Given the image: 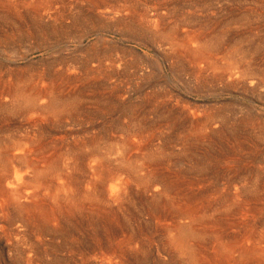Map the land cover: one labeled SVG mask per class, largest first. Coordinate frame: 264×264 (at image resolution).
Wrapping results in <instances>:
<instances>
[{"label": "rangeland", "instance_id": "obj_1", "mask_svg": "<svg viewBox=\"0 0 264 264\" xmlns=\"http://www.w3.org/2000/svg\"><path fill=\"white\" fill-rule=\"evenodd\" d=\"M22 1L25 2L19 7L18 3ZM39 1L0 0L3 3L0 4V38L2 39L0 40V43H2L0 44V80L7 82V80L10 81V78L16 79L18 77L22 80H31L32 87H34V84H37L38 87L43 83L50 87V79L54 77H64L69 81L73 79L71 83L68 81L69 85L62 86L63 88L68 86L67 89L62 88V92L69 93L70 98L68 100L74 101L78 105L81 115L77 116L78 118L75 120H64L58 130L54 131L52 129V134H55L59 139L61 138L62 144L65 145V141L71 142L76 137L86 139L95 136H104V139H111L110 137L113 136L115 139L112 140L119 143V136L123 137L119 130L120 126L128 125L131 121L134 122L137 119H143L145 124L151 128L147 133L144 132L138 141L143 146L146 143L147 146H145L149 147L148 152L150 149L152 154L155 151L159 171L161 169L160 172L170 173L171 178L177 172H186V176L191 182L202 174V176H199L201 177L200 181H195L196 185L193 186V189L197 190L198 186L205 187L207 190L209 189V194L212 192L213 197L222 196L228 190H230V194H233L236 187L239 190L238 199L240 201L244 198H251V187L256 183L255 181L260 185L259 189L261 190L264 186V83L260 80L264 76L258 75V73L255 76V73L254 75L250 73L247 77L236 74L235 77L228 78L227 74H223L220 78L221 73L219 71L206 70L208 72L203 74L205 79H199L195 74L196 69L193 68L190 61L186 62V57L181 58L182 60L179 59V62L183 60L184 62L181 63V67H178L174 63L178 60L174 57L173 59L168 57L170 50L166 45H161L158 41L154 43L151 40L142 39L137 33L128 32L129 30L125 29L126 25L123 27L124 24L118 22L120 19L126 21L127 17L131 16V11H133L132 13L139 16L135 17L138 22L139 19H141L143 25L146 22L144 25L146 29L152 27V23L149 22H152L151 20H154L157 14L162 17L163 22L159 24V28L178 24L179 29L187 32L199 27L204 29L205 32L223 29L228 34L229 40L233 39V43L236 40L235 43L239 42L238 44L244 45L243 47L248 49L247 56H251V61H257H255L257 67L259 63L264 67L262 55L264 51V0ZM95 1L96 3H94ZM8 4L11 6L6 7ZM36 7L39 8V11ZM117 11L121 13L118 14ZM83 17L91 21L84 23L82 22ZM191 17L192 19H190ZM81 19L82 21H80ZM193 19H195L194 22ZM191 24H194L195 27L190 26ZM82 26L83 28H80ZM39 27L44 29L40 30ZM60 29L63 30L60 31ZM47 34L50 35L47 36ZM45 38L46 40H44ZM174 49L180 50V48ZM98 52H101L99 57H97ZM101 54L103 57H100ZM249 57H247L248 61H250ZM98 63H101V66ZM255 64L251 67L253 70L257 68ZM202 67L201 69L206 68L204 65ZM28 75L34 76L29 77ZM38 78H42V82ZM59 89L61 90V87L57 91ZM72 93L76 95L74 96ZM128 114H132L133 118ZM26 128H28V125L20 119L0 123V140L6 141L11 136L10 133H13L14 136L15 130V135H17L25 131ZM46 128L43 125V129ZM178 129L180 134L177 132ZM117 130L119 131L117 132ZM229 132L231 134H228ZM109 135L110 137H108ZM228 138L232 139L229 140ZM63 139L65 141L62 142ZM113 156L111 155L110 159H114L115 156ZM250 178L254 180L251 181ZM2 181L0 186H5V189L9 188L8 182L6 180ZM246 183L253 184L249 186ZM23 185L24 192L31 190V187L26 186L27 184ZM230 187H232V190ZM156 189L158 191L160 187L156 186ZM135 199L138 200L129 203L122 196L123 206L119 208V205L114 204L115 208L113 207V209L116 210L114 216L95 215L89 219H84L85 222L83 219L76 217V219L74 218L75 226L72 224L73 220L69 221V225L61 224L60 229L62 230H59L60 232L58 231L57 234V238L59 237L60 240H48L42 243L35 240L34 235L30 232L22 233L24 236L15 235L13 229H17V224L8 226L6 222L0 220V228H2L0 229V264H26L22 261L21 257L23 255L34 256L39 253H47V255L40 258L42 261L37 259L39 262L36 260V263L34 261L32 264H47L56 258L58 259L55 261H61L62 259V261H67L68 264H81L78 260L80 254H88L91 251L88 255L98 253V256H100V254H104L103 252L108 251L106 237L115 238L117 241L128 237L130 233L143 240L144 251L142 253L140 249H137L132 252L134 253L132 254L134 260L130 258V261L115 264H183L178 257L163 248L166 239L163 228L170 224L169 218L163 217L158 221L152 215L153 212L149 206L147 207L148 200H151L149 195H145L142 199H139V197ZM1 201L3 202V199L0 197ZM262 204L264 205V203ZM256 217L260 218L259 214L254 218ZM86 222H88L87 225ZM66 226H69V228ZM73 227H75V230ZM11 228L13 231H10ZM235 232V229H229L227 235L233 236L236 234ZM61 233H65L66 237H62L63 234ZM48 238V236H45L44 239L47 240ZM63 239H66L67 243H65L69 247L62 244ZM34 240L37 243L36 245L33 242ZM78 240H80V243ZM76 246L80 247L77 248ZM90 249H94L95 252ZM69 250H74V252ZM72 254H75L76 258L70 261L68 258ZM212 255L211 251L207 253L201 264H218L211 260ZM90 261L86 264H100L99 261Z\"/></svg>", "mask_w": 264, "mask_h": 264}, {"label": "bare ground", "instance_id": "obj_2", "mask_svg": "<svg viewBox=\"0 0 264 264\" xmlns=\"http://www.w3.org/2000/svg\"><path fill=\"white\" fill-rule=\"evenodd\" d=\"M24 2L25 1L18 3V6L24 4ZM39 2H41V0ZM94 3H96V1ZM0 4L2 5L3 3L0 2ZM10 6L11 5L8 4L6 7ZM37 10L39 11V8ZM120 11H117V13L119 14ZM132 12L133 11H131V16L127 17V20L125 19L126 21L120 19V21L117 22L124 24L123 27L126 25L125 29L129 30L128 32L131 31L130 33H137L142 39H148L154 43L155 41H158L161 43V45H166L170 50V52H168V57L172 59L174 57L176 60H178L177 62L173 61L176 65H178V67H181V63L184 62V60L179 62V59L182 60L181 58L184 59L186 57V62L188 60L190 61L193 68L196 69L195 74L199 79H205L203 74L204 72H208L206 70L219 71V73H221L220 78H222L223 74H227L228 78H233V76L235 77L236 74H241L247 77L250 73L251 75H254L255 73V76L256 73H258V75L261 74L264 76V67H262L260 63L257 67V64H255L257 61L255 60V62L252 60V62L250 58L251 56H247L249 52L248 49L244 48V45L241 46V44H238L239 42L235 43L236 40L234 43L232 42L233 39L229 40L227 36L228 34H226V31H223V29L218 31H215V29L213 31L205 32L204 29L199 27L195 30L192 29L193 31L189 30V32H187L179 29L178 24H174L173 26L169 27L161 26L159 28V24L163 23L161 20L162 17H160L159 14L155 15L156 17L154 20H151L152 22H149L152 23V25L150 24L152 27H148L149 29H146L144 28L146 22L144 25L142 24L141 19H139L138 22L136 18L139 16ZM190 19H192V17ZM30 21L32 20L30 19ZM80 21H82V19ZM89 21L91 20L85 19L83 17L82 22L87 23ZM194 21L195 19H193V22ZM34 25L36 24L34 23ZM192 25L195 27L194 24H191L190 26ZM80 28H83V26ZM41 29L44 28L41 27ZM61 30L63 29H60V31ZM31 32L33 33V31ZM130 33L128 34L130 35ZM44 34L46 33L44 32ZM48 35L50 34H47V36ZM37 36L39 35L37 34ZM0 40L2 39L0 38ZM44 40H46V38ZM241 41L242 40L240 39V42ZM245 41L247 42L246 39ZM173 47L180 48V50L174 49ZM100 53L98 52L97 57H99ZM262 55L264 60V51L262 52ZM100 57H103L102 54ZM247 57L250 58V61L247 60ZM98 64L100 65L101 63ZM254 64L257 68L253 70L251 67L254 66ZM202 65H204L206 68L201 69ZM65 78H67V76H65ZM38 79L42 82V78ZM9 80L10 81L7 80V82L3 81L2 79L0 80V87H2V89H0V123L2 124L6 121L9 122V120L20 119L25 122L26 125H28V128H26L25 131L15 135V130L14 136L12 135L13 133L9 132L11 136H9L8 140H0V176L2 177H0V183L3 182L2 180H6L8 182L7 185H9V188L6 189L5 186H3L4 188L0 186V197L3 199V202L1 201L3 204L0 202V220L6 222L8 226L17 224V229H13L15 235L19 236L22 235V233L24 234L26 232H30L32 235H34L35 240L40 241L41 243L48 240L54 241L55 239H59V237L57 238V234L59 230H62L60 227L64 223L69 225V221L73 220L72 224L75 226L74 223L76 222H74V218L76 219V217H79L84 221V219H89L95 215L99 216L101 214H106L109 216H114L116 215V210L113 209L114 204L119 205V208H122L123 206L121 201L122 196L123 198L127 199L129 203H133L134 201L138 200L135 199L136 197L142 199V197L145 195H149L151 200L147 199L148 205H146L147 207L149 206L153 212L152 215H154L158 221L163 217H168L170 220V224H168L166 227L163 226L164 228L162 227L164 231L163 234L166 236L165 243H163V248L167 249L169 253L171 252L174 256L178 257L181 263L201 264L205 258L204 256L211 251V254H213L211 260L218 264H264V205L262 204L264 203V186L260 190V185L257 183V181H255L256 183H252L253 186L251 187V198H244V200L240 201L238 199L239 190H237L236 187L234 188L233 194H230V190L227 189V193H223L222 196L220 195L217 197H213L211 195L212 192L209 194V189L207 190L205 187L198 186L197 190L193 189V186L196 185L195 181H200L201 177L199 176H202V174H200L197 179L195 178L196 180L193 182L187 178L186 172H177L176 175L171 178L170 173L160 172L161 169L159 171L158 161L155 157V151H153L152 154L150 152L152 151L151 149L148 152L149 147H146L147 145L145 142L144 143L146 146H143L142 143H139V138L143 136L142 134L144 132L147 133L151 127L145 124L143 119L140 120L137 119V117V121H131V123L128 125H119V130L123 134V137L119 136V143H115L112 140L115 139V137H110L109 135L108 137L111 139H104V136H95L93 138L90 137L86 139L76 137L72 139L71 142H66L63 139L62 142L65 141L66 143L64 145V143L62 144L60 141L61 138H57L55 134H52V131L58 130L64 120H75L78 118L77 116L81 115L78 105H76L74 101L68 100L70 98V96H68L69 93L62 92L63 89H67L68 87L65 86V88H63L62 86L66 84L69 85V82L71 83L73 79L69 81L64 79V77H54L50 79V87H47L44 85V83L41 84V86L38 85V87L37 84H34V87H32L31 80H22L18 77L16 79L10 78ZM260 82L264 83V78H262ZM60 87L61 90L59 89L58 92L57 89ZM76 89L78 90V88ZM72 94H74V96L76 95L75 93ZM212 117L215 118L213 115ZM43 125L46 126L48 130L47 128L44 130ZM119 130H117V132ZM177 132L180 134L179 129ZM228 134H231V132ZM183 138L185 139V136ZM111 155H114L115 158L110 159ZM250 180L252 181L254 179L250 178ZM244 182L246 181L244 180ZM23 184H27L26 186L31 187V190L24 192ZM252 184L250 183L249 186ZM156 186L160 187V190L156 191ZM232 187H230L231 190ZM258 214L260 218H254L255 216H258ZM87 223L88 222H86V225ZM66 227L69 228V226ZM73 228L75 230V227ZM229 229H235L236 234L233 236L227 235V230ZM13 230L11 228L10 231ZM98 231L100 232V230ZM7 233H9V231H7ZM73 234L75 235L74 231ZM63 235L62 237H66V234L65 236ZM45 236H48L49 238L45 240ZM106 238V246L108 250L107 252L105 251L107 253L106 255L105 252H103L104 254H100V256H98V253L94 255H88L91 252L88 250V254H80V259H78L79 262L81 264H86L91 262L90 260H94L99 261L100 264H115L119 262L124 263L125 261H130V258L134 260L132 255L134 253L132 252L140 249V251L143 253L145 248L143 240H140L137 235L134 236L131 233L128 237L117 241L115 238ZM35 240L33 242H35ZM62 241V244L64 245L67 243L66 239H63ZM78 241L80 243V240ZM92 243L94 244V242ZM36 244L37 243L35 242V245ZM58 244L60 243L58 242ZM70 247L72 248V246ZM69 251L74 252V250ZM92 251H94V249ZM98 251L101 250L98 249ZM45 255H47V253H39L35 254L34 256L25 254L21 258L24 263L32 264L34 261L36 263L37 259L40 260V258L44 257ZM69 257L70 258L68 259L73 261L76 258V255L72 254ZM56 259H52L47 264H68L67 261H62V259L61 261H55ZM38 260L37 262H39ZM40 261H42V259Z\"/></svg>", "mask_w": 264, "mask_h": 264}]
</instances>
